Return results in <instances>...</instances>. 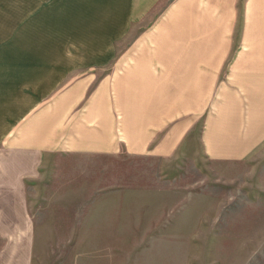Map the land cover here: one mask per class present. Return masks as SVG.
<instances>
[{"label":"rangeland","instance_id":"374dc122","mask_svg":"<svg viewBox=\"0 0 264 264\" xmlns=\"http://www.w3.org/2000/svg\"><path fill=\"white\" fill-rule=\"evenodd\" d=\"M145 32L132 29L114 46L129 56L115 63L113 101L119 137L129 117L130 152L61 154L40 167L27 178L35 236L18 245H33V264H264V139L239 141L240 131L264 126L263 35L252 93L243 94L232 76L241 48L228 31L223 45L211 30L220 58L194 62L204 78L181 60L176 79L160 76L161 63L139 69L137 58L142 49L185 53V30L167 31L157 52L139 46ZM158 111L162 125L146 127L158 133L141 151L138 115Z\"/></svg>","mask_w":264,"mask_h":264},{"label":"crops","instance_id":"0c3cea01","mask_svg":"<svg viewBox=\"0 0 264 264\" xmlns=\"http://www.w3.org/2000/svg\"><path fill=\"white\" fill-rule=\"evenodd\" d=\"M215 27L221 44L228 31L229 45L241 48L232 76L247 94L260 60L256 38L264 37V0H0V239H10L0 244V264H33V245H18L35 236L27 178L61 154L130 152L129 117L123 113L119 137L113 101L115 63L129 56L114 46L128 40L132 29L149 31L138 44L157 52L167 31L185 30V53L158 57L142 49L139 69L161 63L160 76L176 79L174 63L187 60L189 74L204 78L194 62L220 58L221 46L211 34ZM213 50L219 55L211 56ZM160 113H139L141 151L158 133L146 127H161ZM167 119L170 128L176 125L175 111ZM240 132L239 141L264 139V126Z\"/></svg>","mask_w":264,"mask_h":264}]
</instances>
